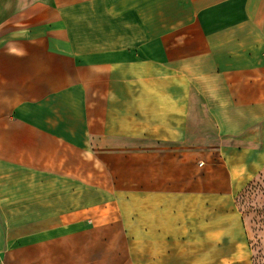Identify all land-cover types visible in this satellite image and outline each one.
I'll use <instances>...</instances> for the list:
<instances>
[{
    "label": "crops",
    "instance_id": "crops-1",
    "mask_svg": "<svg viewBox=\"0 0 264 264\" xmlns=\"http://www.w3.org/2000/svg\"><path fill=\"white\" fill-rule=\"evenodd\" d=\"M264 0H0V264H259Z\"/></svg>",
    "mask_w": 264,
    "mask_h": 264
},
{
    "label": "rangeland",
    "instance_id": "rangeland-1",
    "mask_svg": "<svg viewBox=\"0 0 264 264\" xmlns=\"http://www.w3.org/2000/svg\"><path fill=\"white\" fill-rule=\"evenodd\" d=\"M239 210L247 220L249 240L259 264H264V170L238 196Z\"/></svg>",
    "mask_w": 264,
    "mask_h": 264
}]
</instances>
